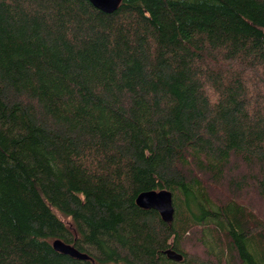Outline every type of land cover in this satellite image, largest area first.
Returning <instances> with one entry per match:
<instances>
[{
    "label": "trees",
    "instance_id": "trees-1",
    "mask_svg": "<svg viewBox=\"0 0 264 264\" xmlns=\"http://www.w3.org/2000/svg\"><path fill=\"white\" fill-rule=\"evenodd\" d=\"M0 264H264V0H0Z\"/></svg>",
    "mask_w": 264,
    "mask_h": 264
},
{
    "label": "water",
    "instance_id": "water-1",
    "mask_svg": "<svg viewBox=\"0 0 264 264\" xmlns=\"http://www.w3.org/2000/svg\"><path fill=\"white\" fill-rule=\"evenodd\" d=\"M94 9L104 14H110L115 11L121 0H85ZM134 204L142 210H153L157 213L159 219L164 224H170L173 219L172 197L167 190L146 191L139 193ZM53 251L76 260H87L88 257L75 250L72 246L62 243L55 239L51 242ZM166 259L172 262H180L181 256L173 250L167 249L163 252Z\"/></svg>",
    "mask_w": 264,
    "mask_h": 264
}]
</instances>
